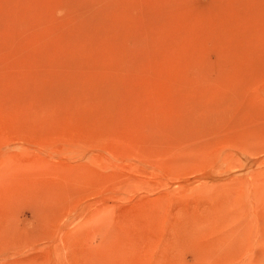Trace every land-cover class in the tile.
<instances>
[{
	"label": "rangeland",
	"instance_id": "rangeland-1",
	"mask_svg": "<svg viewBox=\"0 0 264 264\" xmlns=\"http://www.w3.org/2000/svg\"><path fill=\"white\" fill-rule=\"evenodd\" d=\"M0 264H264V0H0Z\"/></svg>",
	"mask_w": 264,
	"mask_h": 264
},
{
	"label": "bare ground",
	"instance_id": "bare-ground-1",
	"mask_svg": "<svg viewBox=\"0 0 264 264\" xmlns=\"http://www.w3.org/2000/svg\"><path fill=\"white\" fill-rule=\"evenodd\" d=\"M68 5V4H67Z\"/></svg>",
	"mask_w": 264,
	"mask_h": 264
}]
</instances>
